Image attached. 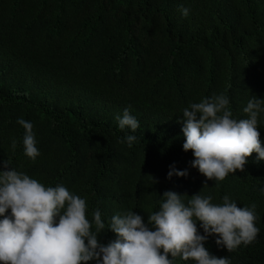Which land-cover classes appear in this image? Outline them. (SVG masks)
<instances>
[{
    "label": "trees",
    "instance_id": "trees-1",
    "mask_svg": "<svg viewBox=\"0 0 264 264\" xmlns=\"http://www.w3.org/2000/svg\"><path fill=\"white\" fill-rule=\"evenodd\" d=\"M220 94L235 119L247 118L253 96L264 99V0H0V171L86 199L88 218L99 209L105 223L101 243L116 239L108 225L117 213L147 224L165 191L186 205L199 192L214 204L227 195L256 205L260 232L232 252L215 234L204 246L231 264H264V160L253 153L244 171L215 181L183 150V110ZM125 108L139 122L134 133L119 128ZM19 118L33 124L34 161ZM258 126L264 146V112ZM126 135L137 137L131 147Z\"/></svg>",
    "mask_w": 264,
    "mask_h": 264
},
{
    "label": "clouds",
    "instance_id": "clouds-1",
    "mask_svg": "<svg viewBox=\"0 0 264 264\" xmlns=\"http://www.w3.org/2000/svg\"><path fill=\"white\" fill-rule=\"evenodd\" d=\"M181 11L188 15L187 8ZM243 112L247 118H233L224 94L183 110V150L192 151L191 166L207 179L223 181L230 173L244 171L253 153L264 160L258 131L264 99L253 96ZM116 119L120 130L130 128L134 133L139 128L128 108ZM17 123L25 129V155L34 161L40 152L33 124L23 118ZM124 139L131 147L137 137L126 135ZM16 146L13 139V150ZM8 166L5 162L4 167ZM172 175L169 171L168 177ZM175 175L186 177L188 173L177 171ZM199 193L186 205L181 195L165 191L159 210L147 216V224L131 210L115 214L108 230L116 239L104 244L98 239L106 227L101 212L96 209L90 220L86 199L63 185L45 186L12 168L0 171V264H173L176 257L195 264H231L228 256L212 255L205 241L215 234L219 237L216 244L228 252L253 243L260 232L256 205L240 208L227 195L222 203L214 204L211 195ZM197 222L206 235L200 234Z\"/></svg>",
    "mask_w": 264,
    "mask_h": 264
}]
</instances>
